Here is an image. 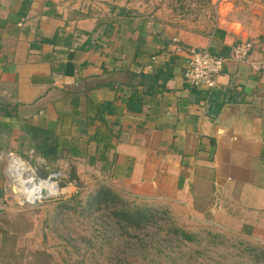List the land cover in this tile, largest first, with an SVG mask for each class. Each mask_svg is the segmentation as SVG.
Masks as SVG:
<instances>
[{"label": "crops", "instance_id": "obj_1", "mask_svg": "<svg viewBox=\"0 0 264 264\" xmlns=\"http://www.w3.org/2000/svg\"><path fill=\"white\" fill-rule=\"evenodd\" d=\"M210 2L201 31L153 0H0V131L105 133L121 192L264 244V71L227 61L195 89L175 49L227 56L264 33V0Z\"/></svg>", "mask_w": 264, "mask_h": 264}, {"label": "rangeland", "instance_id": "obj_2", "mask_svg": "<svg viewBox=\"0 0 264 264\" xmlns=\"http://www.w3.org/2000/svg\"><path fill=\"white\" fill-rule=\"evenodd\" d=\"M153 1L201 31L215 19V6L205 0ZM246 39L264 58V33ZM21 128L11 124L0 131V264H264V244L238 227H222L214 219L121 192L106 175L101 147L86 142L85 136L72 142L82 154L71 155L64 147L48 163L30 148L26 129ZM58 133L69 141L78 135ZM45 170L48 175L39 177ZM72 171L76 181L69 179ZM99 185L111 188L128 204L166 209L168 222L193 233L195 241H178L161 232L157 238L166 239L162 247L124 250L115 236L108 239L100 233V225L107 228L111 222L108 213L88 214L82 208L86 195Z\"/></svg>", "mask_w": 264, "mask_h": 264}, {"label": "trees", "instance_id": "obj_3", "mask_svg": "<svg viewBox=\"0 0 264 264\" xmlns=\"http://www.w3.org/2000/svg\"><path fill=\"white\" fill-rule=\"evenodd\" d=\"M205 2L207 5L212 6L210 0H205ZM25 129L32 143L30 148L48 163L57 159L59 152L64 147L67 148L71 155L78 156L82 154L77 146L72 145L73 140L77 141L81 135L85 136L86 142H93L95 145H98L100 139L108 138L105 133L93 132L92 134H88L83 129L82 124L78 125V130L76 131L78 135L72 137L71 141L65 139L64 135L57 134L54 130L46 127L27 125ZM103 142V148H101L102 154H104L108 146L107 143L105 144V141ZM101 159L104 158L101 156ZM104 164L107 167L109 166L106 162ZM49 172L48 170L38 172V176L44 178ZM69 179L76 181L74 171L70 173ZM60 205H65L64 201ZM82 208L88 214L106 211L111 222L107 228L104 225H100V233L108 239L115 236L117 240H120V246L124 250L139 249L145 251L153 247L154 244L162 247L166 239L163 237L157 238L161 232L165 235H171L178 241L187 243L195 241L193 233L168 222L166 209L151 208L145 204H128L111 188L105 185H99L92 192L88 193Z\"/></svg>", "mask_w": 264, "mask_h": 264}, {"label": "built area", "instance_id": "obj_4", "mask_svg": "<svg viewBox=\"0 0 264 264\" xmlns=\"http://www.w3.org/2000/svg\"><path fill=\"white\" fill-rule=\"evenodd\" d=\"M175 49L185 52L186 60L182 79L188 86L195 89L212 88L217 75L227 61L246 62L252 71H264V58H249L252 43L248 40L235 42L227 56L196 47L182 48L177 45Z\"/></svg>", "mask_w": 264, "mask_h": 264}]
</instances>
